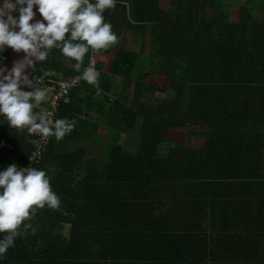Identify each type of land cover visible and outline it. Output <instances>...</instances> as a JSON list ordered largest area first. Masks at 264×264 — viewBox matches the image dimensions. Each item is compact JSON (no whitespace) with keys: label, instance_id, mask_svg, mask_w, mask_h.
<instances>
[{"label":"trees","instance_id":"trees-1","mask_svg":"<svg viewBox=\"0 0 264 264\" xmlns=\"http://www.w3.org/2000/svg\"><path fill=\"white\" fill-rule=\"evenodd\" d=\"M104 17L118 42L83 60L98 87L72 92L56 119L75 127L31 166L60 206L38 209L0 264H264V0H116ZM75 63L53 48L32 76ZM190 126L202 148L170 139ZM9 128L0 171L33 150Z\"/></svg>","mask_w":264,"mask_h":264},{"label":"clouds","instance_id":"clouds-1","mask_svg":"<svg viewBox=\"0 0 264 264\" xmlns=\"http://www.w3.org/2000/svg\"><path fill=\"white\" fill-rule=\"evenodd\" d=\"M115 6L116 0H95L94 3L92 0H3L0 51L11 48L25 53V59L15 62L7 75H4L6 69L0 68V115L11 127L27 129L30 134L45 138L54 136L57 140L73 130L75 121L53 120L49 113L34 111L45 100L46 90H21V83L34 87L33 81L23 74L24 69L34 66L30 57L41 62L57 48L64 57L76 61L77 71L83 68L82 78L86 82L98 87L99 73L91 63L84 67L83 60L90 49L106 51L118 42L112 25L104 17V12ZM37 12L42 20L33 22ZM45 206L58 209L60 198L44 170L12 163L0 171V234H4L0 238V256L7 253L17 237L29 230L35 234L37 229L30 221Z\"/></svg>","mask_w":264,"mask_h":264},{"label":"built area","instance_id":"built-area-1","mask_svg":"<svg viewBox=\"0 0 264 264\" xmlns=\"http://www.w3.org/2000/svg\"><path fill=\"white\" fill-rule=\"evenodd\" d=\"M91 54L89 59L90 63L93 64L95 58ZM55 76L56 74L53 71H47L43 74L34 75L31 78L34 85V87H31V91H33L34 88H44L46 90L45 100L40 104H45L47 107L41 109L37 106L34 111H37L38 113H49L53 120L56 119L62 105L70 103L72 92L76 88L82 86V83L85 81L82 78V74L71 75L61 80H56ZM52 137L53 136H49L45 138L40 134H31L30 143L33 150L29 157V164L25 167L32 166L34 164L37 165L43 161Z\"/></svg>","mask_w":264,"mask_h":264},{"label":"rangeland","instance_id":"rangeland-1","mask_svg":"<svg viewBox=\"0 0 264 264\" xmlns=\"http://www.w3.org/2000/svg\"><path fill=\"white\" fill-rule=\"evenodd\" d=\"M101 58L105 60L107 64L108 58H105L102 56ZM105 70H107V67L105 68ZM163 79L158 78V79L153 80V82H156L160 85H164L166 82ZM161 96L167 97L165 94H161ZM91 100H93L92 96H91ZM90 109H93V102L90 105ZM169 135H170L171 140L177 142L180 145H187V147L202 148L206 140L207 133L204 130H198L196 127L190 126L189 128H180V129L172 128L169 131Z\"/></svg>","mask_w":264,"mask_h":264},{"label":"water","instance_id":"water-1","mask_svg":"<svg viewBox=\"0 0 264 264\" xmlns=\"http://www.w3.org/2000/svg\"><path fill=\"white\" fill-rule=\"evenodd\" d=\"M36 20H42V17L39 15L38 12H37V15H36L33 22H35ZM41 50H43V49H41ZM24 59H25V53L24 52H22V51L16 52L13 49L8 48L7 53L3 57L2 65L0 66V68L6 69V71L4 72V75H7L8 72L13 68L15 62L23 61ZM30 59L33 60L34 66L33 67H26L24 69L23 74L27 75L28 78L31 80L32 75H33L34 70H35V67L37 66L38 62L36 61L35 57H30ZM25 87L26 86L23 83H21V85H20L21 90H24ZM5 119L6 118L3 115H0V125Z\"/></svg>","mask_w":264,"mask_h":264},{"label":"crops","instance_id":"crops-1","mask_svg":"<svg viewBox=\"0 0 264 264\" xmlns=\"http://www.w3.org/2000/svg\"><path fill=\"white\" fill-rule=\"evenodd\" d=\"M2 4H3V1H0V5H2ZM13 15H14V16H17V12H14ZM6 49H7V48H5L4 50L0 51V60L4 57ZM87 92H88V91H87ZM86 96L90 97L89 95H86ZM92 102H93V100L90 101V103H89V108H90V105H91ZM38 106H39L41 109L47 107L45 104H40V105H38ZM85 106H86V105H85ZM85 112H86V111H85ZM85 119H86L87 121L93 123V122H92V120H93V112L91 111L88 115H87V114H84V120H85ZM86 120H85V121H86ZM87 121H86V122H87ZM64 137H65V136H64ZM64 137H63L62 139H60V140H63ZM92 137H93V136H92ZM60 226H64V227H59V228H62V229H63V232H67V231H69V229H70V225H69L68 223H65L64 225H60Z\"/></svg>","mask_w":264,"mask_h":264}]
</instances>
